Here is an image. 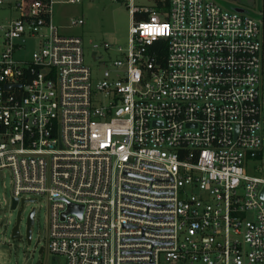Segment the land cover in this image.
I'll return each instance as SVG.
<instances>
[{
    "label": "built area",
    "instance_id": "2783aa9c",
    "mask_svg": "<svg viewBox=\"0 0 264 264\" xmlns=\"http://www.w3.org/2000/svg\"><path fill=\"white\" fill-rule=\"evenodd\" d=\"M125 1L128 46L104 44L119 56L94 84L83 40L54 22L55 0H0L11 209L47 196L49 248L66 264H264L262 11Z\"/></svg>",
    "mask_w": 264,
    "mask_h": 264
},
{
    "label": "rangeland",
    "instance_id": "374dc122",
    "mask_svg": "<svg viewBox=\"0 0 264 264\" xmlns=\"http://www.w3.org/2000/svg\"><path fill=\"white\" fill-rule=\"evenodd\" d=\"M224 7L233 6L241 8L256 15L262 8V0H214ZM54 22L60 27L64 36L79 37L83 40L85 51V64L88 66L96 84L105 70V65L113 70V62L118 58L116 50H105L104 44L112 48H127L131 15L127 2L119 0H79L69 3V0H55ZM137 4L152 7V0H137ZM9 13L0 10V19ZM73 20H83L84 25L71 27ZM98 46L97 56L102 62H97L94 55V46ZM34 42L30 41L27 50L21 54L22 58L31 59ZM264 177V171L259 173ZM1 193L9 199V205L0 208V264H66L62 255L51 252L48 244L49 235V209L50 203L47 196L35 197L38 201L25 207L23 220L20 225L21 238L12 239V229L17 223L18 210L11 209L10 181L9 178L1 180ZM36 209L35 225L33 227L32 243L27 239V218L31 210ZM41 240L36 248L38 240ZM43 249L40 252V249Z\"/></svg>",
    "mask_w": 264,
    "mask_h": 264
},
{
    "label": "water",
    "instance_id": "95a60500",
    "mask_svg": "<svg viewBox=\"0 0 264 264\" xmlns=\"http://www.w3.org/2000/svg\"><path fill=\"white\" fill-rule=\"evenodd\" d=\"M236 11L244 12L245 10L241 9V8H237ZM262 197L264 198V195ZM17 204H18V201H17V199H15L13 201L12 210H17ZM24 208H25V201H23L21 204V207L18 211L17 223L12 229V239L13 240L21 238L20 224H21V215L23 213ZM74 210H75V208L70 205L69 211L74 212ZM35 214H36V209L33 208L31 210V212L29 213L28 218H27V231L26 232H27V239H28L29 244L32 243L31 233H32V226L34 225V215ZM42 251H43V249L41 248L40 252H42ZM36 264H40V262L38 261Z\"/></svg>",
    "mask_w": 264,
    "mask_h": 264
},
{
    "label": "trees",
    "instance_id": "16d2710c",
    "mask_svg": "<svg viewBox=\"0 0 264 264\" xmlns=\"http://www.w3.org/2000/svg\"><path fill=\"white\" fill-rule=\"evenodd\" d=\"M119 1H124V0H119ZM155 8H157L158 10H168L170 8V0H154V5H153ZM228 9H231V10H236L237 8L233 7V6H230V7H227ZM261 11L263 13V18H264V0H262V8H261ZM148 18V14H141V15H137L136 16V19L137 20H141V19H147ZM159 46L156 45L153 49L156 50L157 47Z\"/></svg>",
    "mask_w": 264,
    "mask_h": 264
},
{
    "label": "flooded vegetation",
    "instance_id": "af4514ba",
    "mask_svg": "<svg viewBox=\"0 0 264 264\" xmlns=\"http://www.w3.org/2000/svg\"><path fill=\"white\" fill-rule=\"evenodd\" d=\"M23 213H24V210H23ZM23 213H22V215H21V222H22V220H23ZM35 217H36V214L34 215V225H35ZM21 225V224H20ZM34 225L32 226V233H31V237H32V235H33V227H34ZM41 264V263H40Z\"/></svg>",
    "mask_w": 264,
    "mask_h": 264
}]
</instances>
